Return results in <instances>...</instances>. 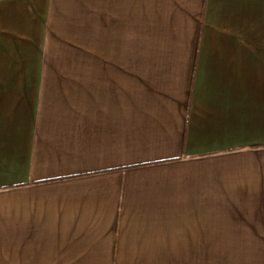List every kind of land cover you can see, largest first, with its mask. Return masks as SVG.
Instances as JSON below:
<instances>
[{
  "label": "crops",
  "instance_id": "obj_1",
  "mask_svg": "<svg viewBox=\"0 0 264 264\" xmlns=\"http://www.w3.org/2000/svg\"><path fill=\"white\" fill-rule=\"evenodd\" d=\"M0 264H264V0H0Z\"/></svg>",
  "mask_w": 264,
  "mask_h": 264
}]
</instances>
